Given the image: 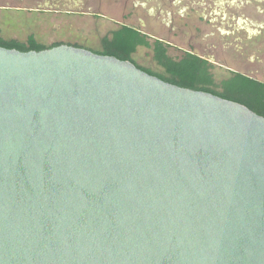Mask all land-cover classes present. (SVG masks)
I'll return each mask as SVG.
<instances>
[{
	"label": "water",
	"instance_id": "water-1",
	"mask_svg": "<svg viewBox=\"0 0 264 264\" xmlns=\"http://www.w3.org/2000/svg\"><path fill=\"white\" fill-rule=\"evenodd\" d=\"M0 264H264V117L89 49L0 47Z\"/></svg>",
	"mask_w": 264,
	"mask_h": 264
},
{
	"label": "rangeland",
	"instance_id": "rangeland-1",
	"mask_svg": "<svg viewBox=\"0 0 264 264\" xmlns=\"http://www.w3.org/2000/svg\"><path fill=\"white\" fill-rule=\"evenodd\" d=\"M120 24L166 41L168 54L192 51L214 65L216 81L229 71L264 82V0H0V37L47 46L78 44L93 52ZM137 64L159 71L152 51L139 47Z\"/></svg>",
	"mask_w": 264,
	"mask_h": 264
},
{
	"label": "trees",
	"instance_id": "trees-1",
	"mask_svg": "<svg viewBox=\"0 0 264 264\" xmlns=\"http://www.w3.org/2000/svg\"><path fill=\"white\" fill-rule=\"evenodd\" d=\"M63 44L88 49L64 42H54L47 46L38 42L32 34L25 41L0 37V47L20 52L41 51ZM170 46L166 41L149 37L138 27L120 24L101 38L100 50L95 53L129 61L164 82L239 103L264 117V82L236 71H229L225 78L216 81L214 65L210 60L192 51H184L181 56L172 57L168 54ZM139 47L152 51V59L159 71L144 68L135 62L133 55Z\"/></svg>",
	"mask_w": 264,
	"mask_h": 264
},
{
	"label": "crops",
	"instance_id": "crops-1",
	"mask_svg": "<svg viewBox=\"0 0 264 264\" xmlns=\"http://www.w3.org/2000/svg\"><path fill=\"white\" fill-rule=\"evenodd\" d=\"M144 32V31H143Z\"/></svg>",
	"mask_w": 264,
	"mask_h": 264
}]
</instances>
